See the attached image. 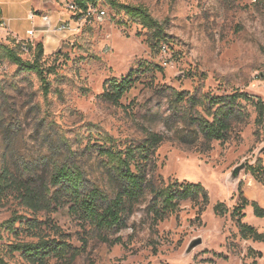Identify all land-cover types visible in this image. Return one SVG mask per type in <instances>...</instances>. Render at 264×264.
Listing matches in <instances>:
<instances>
[{
    "label": "rangeland",
    "instance_id": "rangeland-1",
    "mask_svg": "<svg viewBox=\"0 0 264 264\" xmlns=\"http://www.w3.org/2000/svg\"><path fill=\"white\" fill-rule=\"evenodd\" d=\"M117 1L144 5L161 22L159 42L171 47L169 65H161L158 49L150 48V31L108 0L92 2L90 15L82 10L75 16L59 0L1 6L22 39L0 31V173L5 166L16 170L42 162L50 140L63 132L81 150L99 129L124 146L156 132L165 139L154 156L153 184L202 183L210 203L202 212V199L181 200L176 212L161 220L149 193L119 228L99 231L71 213L68 205L34 214L14 199H1L0 222L15 208L26 216L14 231H3L1 254L14 264H34L12 246L31 239L29 221L39 218L57 223L81 248L74 260L52 256L48 264H264V240L244 238L238 224L241 217L264 232V215L257 212L264 211V181L257 177L264 169V153L259 157L262 166L257 163L264 122L256 121L254 102L241 99L242 113H237L234 130L224 140L207 141L191 123L186 102L176 105L174 94V90L187 97L241 92L264 101V0ZM29 9L37 19L29 18ZM47 14L51 26L57 25L42 30L49 24L39 21ZM62 24L67 28L58 30ZM22 40L44 45L42 63L50 80L47 96L39 76L12 63L1 47ZM22 56L31 59L34 51ZM132 71L133 86L118 102L108 98L111 81H121ZM196 110L202 108L193 113ZM243 162L240 181L231 183L232 171ZM242 193L249 203L234 216ZM218 202L226 204L227 213L215 212ZM199 237L202 243L189 251Z\"/></svg>",
    "mask_w": 264,
    "mask_h": 264
},
{
    "label": "trees",
    "instance_id": "trees-1",
    "mask_svg": "<svg viewBox=\"0 0 264 264\" xmlns=\"http://www.w3.org/2000/svg\"><path fill=\"white\" fill-rule=\"evenodd\" d=\"M108 1L112 7L126 11L136 22L150 31L149 46L152 51L158 49L161 61L172 55L168 43L160 44L163 36L162 24L147 7L141 4L121 3L117 0ZM76 2L79 8L87 11L89 3H95L96 0ZM15 43V46L1 45L5 56L23 70L35 72L42 81L44 95L47 96L50 92V80L49 72L42 63L43 43L34 45L24 40ZM23 43L27 44V50L23 48ZM33 51L34 57L31 59L22 56L25 52ZM134 82L133 71L121 81L113 79L107 97L118 102ZM174 94L176 105L186 102L189 107V119L193 121L191 123L197 125L198 131L207 141L224 140L234 130L237 113H242L241 99L253 101L258 111L256 121L264 122V101L261 98L256 100L245 93L215 95L207 92L200 96L191 94L187 97L183 92L174 90ZM197 107H201L202 110L193 113ZM96 132L100 133L97 137L91 134L84 150H81L80 145L76 147L71 138L63 132L50 140L48 155L42 162H36L24 169L13 170L7 166L3 167L0 173V200L14 199L21 207L34 214L55 212L60 206L68 205L71 213L99 231L119 228L124 223L125 215L133 212L135 205L143 201L149 193L153 194L156 218L161 220L176 212L181 200L202 199V212L209 205L210 195L202 183L176 180L168 184L164 182L160 185L153 184L156 175L154 156L158 146L165 139L162 134L150 132L145 140L124 146L112 134L101 129ZM86 149L90 150L89 154H86ZM94 158L96 160L93 162ZM257 163L262 166L261 158ZM251 169L256 173L255 168ZM257 175L263 182L264 169L262 168V173ZM248 203V198L242 193L233 215L241 214ZM214 210L223 215L228 212V207L224 202H218ZM257 212L264 215L261 208H258ZM25 217L19 208H15L9 218L0 222V238L3 237L4 230L14 231L16 223ZM238 224L244 238L264 240V232L243 222L241 217L238 218ZM29 225L28 235L31 239L13 244L12 251H21L31 263L48 264L52 256L74 260L81 253V248L71 242L68 235L54 221L50 220L48 224L35 218L29 221ZM251 251L262 255L260 251L254 249ZM0 264L14 263L0 252Z\"/></svg>",
    "mask_w": 264,
    "mask_h": 264
},
{
    "label": "built area",
    "instance_id": "built-area-1",
    "mask_svg": "<svg viewBox=\"0 0 264 264\" xmlns=\"http://www.w3.org/2000/svg\"><path fill=\"white\" fill-rule=\"evenodd\" d=\"M60 2H62L64 5H66L67 9L71 10L73 12V15H77L78 12H83L81 8H79L78 6V3L76 2V0H59ZM88 9L86 11V14H91L93 11H94V8L95 6L91 3H89L88 5ZM104 12H101V14L99 15L100 18H103V15ZM35 16V13H31L30 14V18L33 19ZM45 20L49 21V17L45 16L44 17ZM0 27L4 28V29H7L9 30L10 28V20L9 19H6L4 18L3 16V13H2V9L0 8ZM67 28V25L66 24H62L58 27V30H64ZM29 34H31L32 36L34 35V31L33 30H30L29 31ZM23 48L25 50H27V44L26 43H23ZM170 63V60L168 58H165L163 60V64L164 65H169ZM0 66H1V63H0Z\"/></svg>",
    "mask_w": 264,
    "mask_h": 264
},
{
    "label": "crops",
    "instance_id": "crops-1",
    "mask_svg": "<svg viewBox=\"0 0 264 264\" xmlns=\"http://www.w3.org/2000/svg\"><path fill=\"white\" fill-rule=\"evenodd\" d=\"M29 2V0H10V2H7L6 0H0V8L2 9V13H3V16H4V18H6V19H9L10 20V28H9V30H7V29H4V28H2V27H0V31L2 32V33H12V34H14V35H16L19 39H22V38H20L19 37V35L16 33V32H14L13 30H12V27H11V19L10 18H8L7 17V15H6V13H5V10H4V8L3 7H1L3 4H9L10 6L12 5V4H18V5H21V6H24L26 3H28ZM63 6H65L62 2H60ZM31 13H34V12H32L31 11V9H29V18H30V14ZM45 16H47V17H49V21H47V20H42L41 18H40V24H42V25H45L46 23L47 24H49L48 26H44L43 27V29L42 30H44V29H46V30H51V29H54L55 27H56V25L57 24H55V26L53 25V26H51V19H50V16L47 14V15H44V17ZM37 19V15H35L34 16V18H33V20L34 19ZM71 18V17H70ZM70 18H68L69 20H70ZM31 19V18H30ZM67 19V20H68ZM54 27V28H53ZM30 30H33V29H28V32L30 31ZM41 30V29H40ZM39 30V31H40ZM9 31V32H8ZM34 31V35H35V30H33ZM33 35V36H34ZM54 38V37H53ZM49 39V38H48ZM50 40V39H49ZM53 41H56L57 39L56 38H54V39H52Z\"/></svg>",
    "mask_w": 264,
    "mask_h": 264
},
{
    "label": "water",
    "instance_id": "water-1",
    "mask_svg": "<svg viewBox=\"0 0 264 264\" xmlns=\"http://www.w3.org/2000/svg\"><path fill=\"white\" fill-rule=\"evenodd\" d=\"M264 153V145L258 150L257 153V157H261V155ZM246 168V163L243 162L239 165H237L234 170L232 171L230 177H229V181L231 183H238L240 181V177H241V173L242 171ZM202 238L199 237L195 240H193V242L190 244L189 247V251H191L192 249H194L195 247H197L198 245H200L202 243Z\"/></svg>",
    "mask_w": 264,
    "mask_h": 264
}]
</instances>
